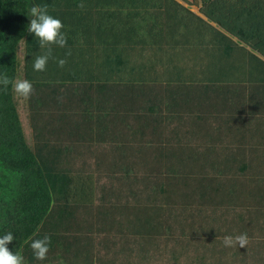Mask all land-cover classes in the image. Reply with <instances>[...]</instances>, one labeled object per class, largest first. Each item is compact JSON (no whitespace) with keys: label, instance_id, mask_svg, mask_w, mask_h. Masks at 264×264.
<instances>
[{"label":"rangeland","instance_id":"1","mask_svg":"<svg viewBox=\"0 0 264 264\" xmlns=\"http://www.w3.org/2000/svg\"><path fill=\"white\" fill-rule=\"evenodd\" d=\"M45 1L53 13L81 9L78 5L83 3L86 9V43L96 45L89 49L90 58L86 64V117L75 116L67 111L66 106V109H61L57 103L50 118L51 121H62L60 124L65 129L66 126L72 128L76 133L72 140H86V159H57L52 154H35L30 149L43 174L57 185L52 202L65 201L72 196L76 177L71 172L86 171V178L91 183V198L96 201L89 210L92 221L86 222V234L91 233L94 238L98 233L96 216L116 212L117 201L124 195L131 198L130 193L123 195L122 192L136 189L137 177H132L127 169L152 170L159 163V159L152 161L149 154V141L155 140L167 154L166 162L165 158L162 160V168L165 169L166 165L171 171L191 175L190 179L186 178L190 186L186 191L192 197L198 193L197 189L199 193L204 191L203 198L211 208L216 205L222 207L219 209L222 218L218 223L222 226L228 223L233 227L232 231L224 230V235H239L246 231L248 234L252 231V235H264V96L259 94L257 80H253V76L244 88L243 83L236 82L211 84L210 39L216 28L198 14L196 1ZM66 15L64 13L58 19L69 21L74 18ZM95 20L101 21L100 25L95 24ZM3 57L0 50V66L5 64ZM38 74L34 70L32 76ZM50 92L57 94L54 90ZM46 99L51 105L56 103L54 96L47 95ZM133 101L136 117L147 114L151 121L148 116L141 120L132 118L121 108L123 105L129 108ZM12 107L24 137L13 88L10 98L8 89L0 85V237L8 232L14 235L15 240L8 245L9 250L21 252L25 264L84 263L90 256L81 250L83 235H63L64 239H59V243L50 244L44 261L35 259L30 240L16 250L17 235L22 228L18 217H23L25 208L21 202L25 184L21 179L22 173H18L14 166L20 156L13 143L18 131ZM149 108L152 109L148 111ZM146 123L152 125L148 133ZM136 125L141 127L140 130H135ZM50 127L43 128L46 135ZM72 130L69 129L71 133ZM78 136L81 138H76ZM221 172L237 176L239 180L215 191L213 186L219 182L214 177ZM197 174L199 178L201 174L208 175V181L192 178ZM131 182L135 183L131 185ZM227 186L235 190V197L228 195ZM184 187L179 185L176 194ZM255 209L258 213L254 212ZM50 210L44 220L46 222L36 230V234L58 231L84 233L83 225H79V230H66L67 225L53 222ZM59 210L61 216L66 215L63 208ZM207 212L213 216L211 210ZM100 233V237L106 235L101 237L102 241L113 235L112 232L109 235L105 231ZM152 249V252L135 253L132 255L134 261L149 259L151 263H169L179 255L183 263H200L203 255L201 248L179 251L178 246L171 244L165 247L154 243ZM223 249L225 251L228 247L221 246ZM229 249L237 251L234 247ZM97 256L99 262L118 263L130 259L119 255L115 247L111 251H100ZM239 258L247 264H264V257L256 254L246 256L244 252Z\"/></svg>","mask_w":264,"mask_h":264},{"label":"crops","instance_id":"2","mask_svg":"<svg viewBox=\"0 0 264 264\" xmlns=\"http://www.w3.org/2000/svg\"><path fill=\"white\" fill-rule=\"evenodd\" d=\"M187 1H196L198 14L202 15L216 28L214 36L210 39L212 50L211 72L213 75L210 78L211 84L218 83V81L223 84L236 82V84L243 83L244 88V85L249 84L247 81H251V76H253V80H257L259 94L264 96V0ZM68 16L74 18L69 21L61 19L64 25L63 32L67 36V46L65 48H54L53 58L49 60L46 71L39 72L34 77L32 76L34 74L33 62L35 57L41 53L39 43L32 35L29 41L26 37L19 41L16 47L14 81L26 79L32 83L34 91L30 99L20 98L14 92L13 95L25 142L29 149H32L35 154H52L53 158L56 157L57 159L81 160L86 159V140H72L76 134L72 128L66 126L67 129H65L62 126L63 124H60L63 123L62 121L50 120L51 114L56 111L54 109L57 108V103L61 105V109L66 106L67 111L75 116L86 117V64L88 58H90L88 56L89 49L91 46L96 45L86 43V9L72 10ZM69 50L71 51L70 56L66 55ZM59 59L67 60V64L63 68L58 66L57 61ZM53 90L57 91V94L50 92ZM47 95L54 96L56 103L51 105L46 99ZM151 109L149 108L148 111ZM146 116L148 115L146 114ZM147 118L150 119L151 117L148 116ZM52 123H56V125L53 126ZM146 124V132L148 133L152 125ZM48 126H51L50 132L46 135L43 128ZM84 126L86 128V120ZM137 128L136 125V131L140 130L141 127ZM69 129L72 130V133ZM48 138L55 139L50 140ZM149 142H151L150 149L154 148L153 150H155L156 147L159 152L160 145L155 140ZM158 159L160 158L158 157ZM151 169H127V171H131L132 177H137L135 190L138 193L148 191L151 188L153 190L155 184H157L158 179L155 176L160 175L161 170L157 169L155 165ZM71 175L76 177L72 185V196L65 201L52 202L50 218L53 222H61L67 225L66 230H79V225H83L82 231L84 233L58 231L48 235H83L81 239L84 240V243L81 250L86 252V255H90L92 251L93 253L111 251V248L114 247L117 251L126 249L154 251L152 249L154 246L153 235H109V238L102 241L101 237L106 235H101V237L95 235L92 238L91 233L86 234V222L92 221L89 210L96 205V201L91 198V183L86 178V171L71 172ZM134 183L131 182V185ZM133 190L132 188L129 192H122L123 195L130 193L131 198L127 199V195H124L122 200L117 201L114 207L116 212L114 213H99L96 216L95 224L113 225L120 222H133L136 219H133V216L136 215L138 207H146V209H149L148 216H154L156 212L152 207L153 205L148 206V203H138V196L134 197L131 194ZM99 203H102V201L99 200ZM60 208L65 210L66 215H60ZM45 222L43 221L42 224ZM42 224L40 228L43 226ZM127 236L132 237L127 240L122 238ZM137 236H141V240ZM89 259V257L86 258L84 263L41 262L34 264H114V262L108 260L97 262V259ZM115 264L123 263L118 262Z\"/></svg>","mask_w":264,"mask_h":264},{"label":"trees","instance_id":"3","mask_svg":"<svg viewBox=\"0 0 264 264\" xmlns=\"http://www.w3.org/2000/svg\"><path fill=\"white\" fill-rule=\"evenodd\" d=\"M47 4L48 2L45 0H0V50L1 55L4 56L3 60L5 61V64L0 66L1 77L7 75L10 80L14 81L16 74L17 44L25 37L28 41L32 37L28 32V26L32 18L30 16V8L33 5L42 6ZM72 10H67L66 12L59 11L58 13L49 11V14L54 18H59L63 16L64 13L68 16ZM94 22L100 25L101 21L95 20ZM7 89L11 98L12 85L9 84ZM121 108L125 109L128 116L132 115V117L137 120H141L146 116L136 117L137 112L135 110L134 101L129 108L124 105ZM12 110L14 113L13 118L17 125L16 129L18 131L17 139L13 140V143L15 142L16 144L14 149L20 156L14 166L18 173H22L23 177L21 179L25 184L24 194L21 199V202L25 205L22 211L24 215L23 217H18V221H20L22 226L21 230H19L20 235H17L19 239L16 243V250H18L20 247H23L25 241L30 240L29 242L31 244L32 239H39L43 238L44 235H48L41 233L36 234V230L47 217L52 204L53 193L57 192V185L53 182L52 178H47L38 167L35 154H33L24 142L16 111L13 107ZM141 133H144V131L142 130ZM153 149L154 148L150 149L151 152L149 153L152 157V161L158 160V157L160 158L159 163H156L157 169L161 170V174L155 176V178L158 179L157 184H155L153 190L151 188L148 189V191L138 193V191L134 189L131 194L134 197L138 196V203H148V206L152 204L156 212L155 215L152 217L148 216L149 209H146V207H138L136 209V215L133 216V219L136 218L133 222H120L113 225L96 224V231H98L96 235L104 231L108 235L109 232H112L113 235H153L152 240L154 243H161L165 247L166 244H171L178 246L179 251H181V249L193 251L192 248H201V250H203L200 263H183L180 256L175 255L173 258L174 260L169 262L171 264H247L239 258L244 252L246 256H255L256 254L264 257V235H252V231H250L249 234L247 231L245 232L247 233L249 242L247 246L243 248L244 251H241L242 248L238 245L234 247L237 251H232V249L229 248L225 249V251L224 249L221 250V246H224L223 238L225 236H237L224 235V230L232 231L233 227L228 223L224 226L218 223L220 218H222L219 215V209L222 207L216 205L211 208L209 203L203 198L204 191L199 193L197 189L198 193H195V196L192 197L191 193L186 191L190 189L186 178L190 179L191 175L171 171L166 165L165 169L162 168V166H164V163H162L164 161L163 159L165 158L166 162L167 154L163 153V146H160L159 152L156 150V147L155 150ZM192 178L205 179L204 181H208V175L206 174H201L200 178L199 174L193 175ZM214 179L219 182L217 185L213 186L215 191L224 189V186L232 181L237 182V180H239L237 176L226 172L218 173ZM181 184L185 187L176 194V190ZM233 184L235 183L231 185ZM227 187L229 189L228 195L230 197H235V190L229 188V186ZM233 209H235V207H233ZM206 210H211L213 216ZM256 210L257 209H255L254 212L258 213ZM10 224L12 227L14 226V223L11 222ZM48 236L51 238V244L56 243L59 239H64V236H59V234ZM130 237L132 236L122 238L127 240ZM137 238L141 240L142 237L137 236ZM27 244L25 247L28 246ZM162 250L165 251L164 249ZM142 251L127 249L118 251L119 255L122 254V256H124L123 254H127V256L124 257L130 258L129 260H121L118 262L123 264L151 263L152 261H149V259H144L143 261L138 259L134 261L135 259H133L132 255ZM92 253L93 251L89 255V260L97 259V262H99L97 253L93 255ZM86 258L88 259V257ZM99 258L101 259L102 256Z\"/></svg>","mask_w":264,"mask_h":264},{"label":"clouds","instance_id":"4","mask_svg":"<svg viewBox=\"0 0 264 264\" xmlns=\"http://www.w3.org/2000/svg\"><path fill=\"white\" fill-rule=\"evenodd\" d=\"M78 7L83 9L85 5L81 3ZM30 16L32 18L30 19L28 32L36 38L41 49V53L34 59L33 68L37 72H44L47 69L49 60L53 58L54 48H65L67 46V36L63 32L64 25L62 21L49 14L48 5H33L30 8ZM66 55L70 56L71 51L69 50ZM57 63L59 67L63 68L67 64V60L59 59ZM9 84L12 85L14 94L20 98L30 99L33 95V85L26 79L12 81L7 75L0 77V85L7 88ZM14 240L15 237L11 232L0 237V264H25L21 252L14 253L9 250L8 245L13 243ZM248 242L247 233L223 238L224 246L228 248L237 245L240 248H245ZM25 243H28V241H25ZM50 244L51 238L48 235L31 240L30 247L36 260L44 261L47 259Z\"/></svg>","mask_w":264,"mask_h":264}]
</instances>
